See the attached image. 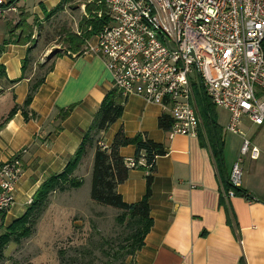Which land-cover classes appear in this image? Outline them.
<instances>
[{
  "label": "crops",
  "instance_id": "obj_1",
  "mask_svg": "<svg viewBox=\"0 0 264 264\" xmlns=\"http://www.w3.org/2000/svg\"><path fill=\"white\" fill-rule=\"evenodd\" d=\"M64 2L41 0L31 10L20 0L17 12L0 19V64L6 73L0 78V123L15 105L24 104L32 78L30 56L38 49L32 39L38 36L39 25L52 22ZM85 43L79 49L68 45L53 58V69L28 107L30 119L26 120L19 109L0 129V163L24 152L15 202L0 227L4 229L20 218L40 186L64 171L105 96L114 91L123 114L99 134L100 142L109 148L123 130L128 137L142 134L166 150L157 157L153 171V225L133 264H264V124H255L245 115L239 123L242 134L228 131L229 111L213 104L195 84L194 105L201 119L197 132L171 136V127L165 130L159 124L160 117L168 114L162 106L137 95L124 97L114 87L104 57L80 53ZM53 47L47 46L45 53ZM70 107L71 112L62 119L61 111ZM243 137L259 149L256 159L248 154L240 163L243 174L239 187L249 197L238 193L221 204V183L241 157ZM120 152L126 161L137 156L135 145L123 146ZM217 152H221V160ZM94 155L95 147H88L74 170L73 175L82 178L83 184L86 179L91 184ZM138 160L146 162L142 157ZM148 174L149 168L143 165L129 169L128 179L117 188L125 202L143 198Z\"/></svg>",
  "mask_w": 264,
  "mask_h": 264
},
{
  "label": "built area",
  "instance_id": "obj_2",
  "mask_svg": "<svg viewBox=\"0 0 264 264\" xmlns=\"http://www.w3.org/2000/svg\"><path fill=\"white\" fill-rule=\"evenodd\" d=\"M20 0H0V19L18 11ZM106 23L80 53L104 57L114 87L124 97L157 103L172 118L170 135H194L201 119L194 85L227 109V130L242 134V116L264 124V0H100ZM99 145L108 149L103 142ZM23 151L0 163V223L15 202ZM259 149L243 137L241 155ZM242 157L229 180L242 181ZM129 168L143 160L126 161ZM235 196L233 189L227 198ZM249 200H252L249 198ZM32 203V201H29Z\"/></svg>",
  "mask_w": 264,
  "mask_h": 264
},
{
  "label": "trees",
  "instance_id": "obj_3",
  "mask_svg": "<svg viewBox=\"0 0 264 264\" xmlns=\"http://www.w3.org/2000/svg\"><path fill=\"white\" fill-rule=\"evenodd\" d=\"M100 0H93L86 4V11L90 13V17L85 20L84 25H80V34L68 33L67 42L70 47L79 49L86 40L91 39L106 23L107 17H97L94 11H103L105 6L98 3ZM102 1V0H101ZM61 7H59L60 9ZM264 49V43H263ZM3 48L0 47V55ZM60 53L56 52L53 57L59 56ZM50 57L40 67H45L50 61ZM28 59L23 61L22 69L24 78V71ZM53 69V63L49 66L47 71L40 78H31L29 92L22 106L15 105L5 119L0 123V129L8 122L19 109L22 110L26 120L30 119L28 107L30 106L36 92L41 84L45 81V76ZM4 66L0 64V78L5 76ZM15 82V81H10ZM116 90V89H115ZM204 93V91H202ZM205 94V93H204ZM114 91L109 92L102 101L101 107L97 112L93 124L90 129L84 134V139L76 152L75 156L69 161L64 171L59 174L49 177L36 191L33 196V201L27 208L26 212L11 225L4 228L0 232V261L4 259L5 250L10 243H20L23 239L29 238L34 228L40 219L43 212L49 204L50 196L57 191H66L67 189L79 188L83 185V179L73 175L74 170L78 166L79 161L85 154L88 147H95V155L93 160V168L91 174V198L94 202L110 206L121 211L119 220L124 221L128 219L131 227L129 239L132 240L131 249L129 253L133 255L143 246L144 239L153 225V219L150 215V198L152 194L151 185L153 182V171L157 157L165 154V148L162 144L156 143L152 140L145 138L142 134L134 137H128L124 131H119L113 140L112 145L108 149H104L99 145V134L108 130V128L116 122L123 114V105L115 99ZM207 97V95L205 94ZM73 107V106H72ZM72 107L61 111V118H66L72 110ZM35 117V114H32ZM172 119L170 115L163 114L159 119L160 126L168 130L172 126ZM135 145L137 148V156L134 161H138L141 157L145 159L147 166H149V174L147 176V190L141 200L135 203H127L123 200L122 195L118 192V186L125 182L129 177V167L126 164L125 158L122 156L120 149L123 146ZM221 152H217L219 160H221ZM230 176V175H229ZM227 180L222 181L220 203H227L228 199L226 193L233 189L235 195L243 193L249 197L240 187H235L230 182L229 177ZM4 215L2 217V220ZM133 264V261L130 263Z\"/></svg>",
  "mask_w": 264,
  "mask_h": 264
},
{
  "label": "rangeland",
  "instance_id": "obj_4",
  "mask_svg": "<svg viewBox=\"0 0 264 264\" xmlns=\"http://www.w3.org/2000/svg\"><path fill=\"white\" fill-rule=\"evenodd\" d=\"M25 1L33 10L41 0ZM92 1L65 0L52 22L38 26L39 34L32 39L38 49L30 56L32 78H40L53 62L52 55L69 45L68 33L79 32L90 17L86 4ZM98 12L93 13L99 17ZM47 46L55 47L45 53ZM47 54L51 59L41 68ZM120 214L119 209L92 200L87 179L79 188L54 192L33 234L20 243H10L0 264H130L134 259L129 253L131 227L128 219L119 220Z\"/></svg>",
  "mask_w": 264,
  "mask_h": 264
}]
</instances>
